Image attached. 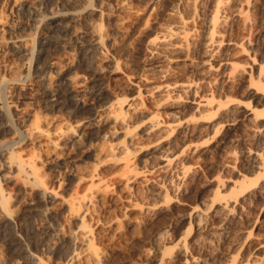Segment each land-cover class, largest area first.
Wrapping results in <instances>:
<instances>
[{
    "label": "rangeland",
    "instance_id": "obj_1",
    "mask_svg": "<svg viewBox=\"0 0 264 264\" xmlns=\"http://www.w3.org/2000/svg\"><path fill=\"white\" fill-rule=\"evenodd\" d=\"M24 1L25 5L22 6L17 0H0V36L7 40V43L0 47V75L15 74L23 78L20 85L16 87L10 84L0 89L1 95L10 101L14 119L13 127H6L4 133H0V139L6 142L0 149V185L10 193L12 218L16 223L13 224L14 228L6 227L5 232H17L22 237L23 243L38 253L46 264H63L69 259L65 251L71 246L72 235L80 230L82 221L71 213L69 206L63 203L62 199L73 193L81 195L89 191L90 182H80L75 176L78 167L81 171H86L95 162L94 156L87 151L88 140L72 142L75 145L69 153L64 154L58 162L49 161L41 168L45 181L54 186L57 191V198L52 199L53 201L43 200L40 187L32 180L26 179L24 174L17 172L5 177L3 170L7 157L3 155V152L9 155L8 153L15 151L24 157L41 152L39 141L35 142L36 140L34 141L26 134V130L33 124L37 114H41L42 119L54 118L55 115L58 116L55 118L59 119L63 116L72 124H76L79 119L66 108L57 107L50 111L40 107L43 104H40L37 98L42 88V82L40 83L42 75L48 77L44 78L46 86L50 83V75H53L55 80L60 79L57 70L51 67V63L57 61L61 64L64 79H76L75 77L78 76L83 79L84 82L81 84H86L84 86L100 83L102 86L105 85L104 87L109 89L110 93L125 96L123 103L125 110L129 108L128 103H134L136 97H142L144 104L140 106V110H158L163 120L168 119L166 111L173 100L180 102L182 114L192 116L196 104L194 102L199 99V96L194 99L192 93L185 92L180 98L170 97L166 101L159 102L160 97L150 91L153 85L165 79L159 74L155 75L147 64L150 58L149 41L166 22L162 8L152 10L151 0H130L133 12L124 22L120 20V15L117 13V0H110L109 7L114 10L110 15L102 12L103 4L99 1H96V5L91 9L92 22L104 24L107 50H105V59L100 61L105 71L103 78L85 68L75 44L73 45L75 47H69L72 48L71 53H65L58 42L48 44L46 51H43L44 48L39 46L38 42L37 59L34 61L29 60L27 56L29 51L14 54L15 49L12 50V48L20 44L19 40L23 38V35L32 36L35 32L33 25L29 26V19L23 9L35 6L38 0ZM225 3L226 11L223 10L225 17L222 16L219 28L220 39L223 42L219 43L220 47L217 45L214 55L207 46L201 47V44H196L205 34L207 28L203 25V21L204 18L210 20V10L215 4L214 1H206L208 6L205 4L204 10L206 13L209 12L206 17L202 18L198 15L194 20L189 21L190 26L194 25L193 21L196 22L198 31L194 32V38H192L197 51L196 54L194 53V59L202 63L204 67L212 65V69L205 75L206 78L202 84L204 87L212 85L217 88L225 82L229 84L234 82L233 84L238 88L227 92H221L220 89L216 92L217 95L219 93L218 100L222 99L226 105L211 119L200 122L205 127L201 133L192 135L173 130L162 138H159L158 132L151 136L141 135L142 119L137 114L134 116L133 124L138 125L135 130L139 133V137L136 139V145L130 146V157L139 172L138 179L143 178L145 174L157 176L163 183L166 182L165 184L168 185L167 182L173 181V185L176 186L170 191L169 201L157 199L158 209L146 214L141 209L143 201L140 198L146 191L131 199L136 205L126 206L128 198L124 196L125 178L122 177L121 165L103 171L102 177L111 184L108 197L101 201L102 204H98L95 212L86 217V222L93 231L96 246L103 255L102 264H174L179 257L183 258L182 262L185 264V255L182 256L180 253L178 243L192 238L194 231L189 233V228L192 220L191 213L195 208L208 212L209 221L207 220L204 228L200 230L201 233L199 232L202 238H205L204 243L201 242L199 247H190L188 250L190 264H194L193 255L205 264H230L234 257L243 262L256 258L264 260V91L260 90L252 99L251 106L248 105L251 99L247 95L251 68L255 71L254 75H257L260 61L264 64V0H227ZM242 9H244L243 12L249 9V21H246V13H242ZM40 39L42 37L39 35L38 41ZM255 49L258 51L253 57ZM70 55L75 58L72 59ZM180 56L173 59V65L190 62V58L184 54L181 53ZM233 62L244 65L246 68L244 77L242 73L235 77L229 76ZM28 67L35 73L28 76ZM96 79L99 82H95L98 81ZM53 82L51 81L52 84ZM203 92L200 90L199 95ZM86 101L88 108L92 106L93 100L90 93L87 94ZM238 103L244 105L241 109H245V106L257 109L260 112L257 119L240 120L235 125L228 124L226 118L221 117L224 113L223 109L232 108ZM246 112L252 116L251 109ZM86 114L88 115L83 113L80 116H86ZM215 124L220 127L218 132L214 131ZM110 130L109 124L98 127L94 131L92 143L94 145L128 143L123 135L111 137ZM76 133L78 134L77 130ZM185 143L190 144V149L185 153L184 164H180L171 171L149 172L153 165L158 164L161 154L179 152ZM154 149L156 152L152 153ZM45 152L43 150L42 154ZM183 167H187V175L181 173L177 175ZM219 184L224 186L225 196L222 202L231 200L230 208L233 210L230 212V218H227L223 211L215 216L210 208ZM243 188L250 191L244 192ZM249 195L251 197L245 199ZM129 219L135 224L128 226ZM3 221L0 211V230L4 224ZM117 224L122 225V228L118 229V235L115 237L114 230L109 232L104 230L105 227H113ZM238 230H240L238 236L240 240L237 245L231 246L225 234L235 235ZM249 231L252 234L247 238ZM159 232H167L162 253L156 252L154 243L155 236ZM3 235L0 236V255L5 257L8 255L9 245ZM16 259L19 264L26 262L24 254H17Z\"/></svg>",
    "mask_w": 264,
    "mask_h": 264
},
{
    "label": "bare ground",
    "instance_id": "obj_2",
    "mask_svg": "<svg viewBox=\"0 0 264 264\" xmlns=\"http://www.w3.org/2000/svg\"><path fill=\"white\" fill-rule=\"evenodd\" d=\"M96 1L103 4L102 12L106 13V15H110V13L114 11L109 7L110 0H38L35 6L32 5L30 8H24V6L23 10L25 11L27 19H29V26L32 24L35 32L32 36L23 35V38L19 40L20 44L15 45V47L12 48V50L15 49L14 54L29 51L27 56H29V60L34 61L37 59L36 52L38 50V42L40 43L39 46L44 48L43 51L48 49L46 46L51 42H58L62 45L65 53L70 52V49L72 48L69 47H75L73 46L75 44L78 47L76 49H79V58L86 66L85 68L94 71L96 75L102 76L103 78L105 71H103V66L101 67L100 61L103 58L105 59V50H107L104 39V24H95L90 17V11L93 9V6L96 5ZM151 1L152 10L162 8L166 22L163 24L164 26L161 27L160 31H158V33L149 41L150 58L148 59L147 64L150 65V68L155 75L159 74L165 79L163 82L153 85L150 88V91L160 97L158 99L159 102L166 101L170 97L175 99L180 98L185 92L192 93L194 99L199 96V99H196L194 102L196 104L193 115L189 116L182 114L180 102L173 100L172 103H170V108L166 111L168 119L163 120L160 111L158 110H140V106L144 104L142 97H136L134 103H128L129 108L125 110L123 105L125 96H118L110 93L108 91L109 89L107 90L104 87L105 85L102 86L100 83H97L96 85H94L95 83L92 85L90 84L91 86L88 87L84 86L86 84L82 85L81 83L84 81L78 76L75 77L76 79H64L63 77L65 76L62 70L63 68L60 66L61 64L57 61H53L51 67L57 70L60 79L55 80L54 76L50 75V83L46 86L44 79L46 77L42 75L40 78L42 88L40 94H38L39 97L37 100L40 104H43L42 106L40 105V107H45L46 110H55L57 107L68 109L73 116L79 117L77 123L72 124L69 120L64 119L63 116V119H61L62 117L59 118L60 120L56 119L58 117L56 115V118L53 116L54 118L50 117L49 119L45 117L42 119L41 114H37L33 124H31L26 130V134L34 141L36 140L35 142L39 141L41 144V150L39 151L41 152H35V154H31L28 157H24L15 151H11L8 153L9 155H6V153L3 152V155L7 156L5 163L3 164L5 177L10 176V174H16L17 172L24 174L26 179L32 180L40 187L41 198L43 197V200L50 202L52 199L57 198V191L54 186L49 185L48 182L45 181V175L42 174L41 168L49 161L58 162L64 154L69 153L75 145V143L72 142H77L82 139L88 140L87 143L89 147H87V151H89L91 156H94L95 162L93 166H90L86 171H81L78 167L75 176L80 182H90L89 191L81 195L79 193H73L69 197L62 199V202L69 206L71 213L81 218L82 221L80 230L72 235V243L70 242L71 246L65 251L69 256V259L63 264H102L103 255H101L100 250L96 246L93 231L88 226L86 217L95 212L98 204H102L101 201L108 197L111 184L102 177L104 170L114 169L117 165H121L120 170L123 172L122 177L125 178L123 186L124 196L128 198L126 206L136 205L131 199L145 191L147 194L145 193L143 196L141 195L142 197L140 196V198L143 201L141 209L146 214L158 209L156 207L157 199L161 198L165 201L170 200V191L176 186L173 185V181L171 183L167 182L169 183L167 185L165 184L166 182L163 183V181L158 179L157 176H148L146 174L143 178L138 179L139 172L134 167L130 157V146L132 144L136 145V139L139 137V133L135 130L138 125L134 126L133 124L134 116L137 114L142 119L141 135L151 136L158 132L159 138H162L165 135L170 134L173 130H179L182 133H191L192 135L197 132L201 133L205 127L200 122L211 119L223 108L224 105H226L222 99L218 100L220 99L218 98L219 93L217 95L216 92H219L220 89L221 92H227L230 89L238 88L233 84V81L232 84L225 82L221 87L217 88L212 85L204 87L202 84L205 81V75L208 70L212 69V65L210 64L207 67H204L202 63L194 59V53L197 52L196 44H201V47H203V45H205L204 47L207 46L214 55V53H216L217 45L223 42V40L220 39L219 28L222 16L225 17L223 13L226 11L224 5L227 0H213L215 4H213L214 6H212L213 8L210 10L211 18H209V21L207 20L208 18H204L205 20L203 21V25L207 29H205L203 38L200 39V42L197 41L198 43L196 42V44L192 40V38H194V32H198L196 22L193 21L194 25L190 26L189 21L194 20L198 15L202 18L204 16L206 17L209 12L206 13L204 7L206 8V1L211 0ZM17 2L19 5H25L24 0H17ZM28 5L29 4H27V6ZM132 9L130 0H117V13L120 15L121 21L124 22L131 17V12H133ZM223 10L225 11L223 12ZM241 11L242 13H246L245 19L246 21H249V9L247 12H243L244 9ZM23 28H25V26ZM39 35L42 39L38 41ZM6 43L7 40L0 36V47L4 46ZM73 51H75V49ZM257 51L258 49H255L253 57L256 56ZM181 53L187 58H190V62L173 65V59L181 57ZM71 57L72 59L75 58V56ZM172 66L174 68H172ZM243 67L244 65L239 62L231 63V75L229 76L235 77V75L239 73H242L241 75L243 76L246 71V68ZM28 68V76L35 73V71L31 72L30 67ZM258 70L257 75H254L255 71L253 68H251L250 71V84L247 88L248 98L251 99L248 104L250 106L252 99L259 93V91H264V64L261 61ZM180 76H183L185 79L183 77L180 78ZM22 80L23 78L17 77L15 74L10 76H5V74L0 75V89H2L3 86L10 84L16 87L20 85V81ZM51 81H54V84H52ZM95 82H99V80ZM200 90L204 92L199 95ZM88 93H90L93 100L92 106L89 108L87 107L86 101ZM139 94H141L140 91ZM242 106H244L242 103H238L232 108H224V113L221 114V117L223 119L226 118V122L231 125L237 124L240 120L257 119L258 114H260L257 109L251 107L248 108L247 106H245V109H241ZM249 109H251L253 117L246 112V110ZM83 113H88V115L80 116L81 114L83 115ZM56 121L58 123H56ZM12 124H14V119L10 101L0 93V133H4V128L11 127ZM103 124L110 125L111 137L123 135L128 143H102L100 145H94L92 143L94 131ZM216 125L218 124L214 125L213 128L215 130H213L218 132L220 127ZM82 127L84 128L81 130ZM76 130L78 134L76 133ZM5 143L4 140L0 139V149ZM189 149L190 144L186 145L185 143L184 147H182V149L180 148L179 152H164L160 155L158 164L153 165L149 172L171 171L180 166V164H184L186 159L184 156ZM43 150L46 151L44 154H42ZM155 152L156 149L152 151V153ZM257 158L258 157H256V159ZM156 166L157 168L155 169ZM186 168L183 167L182 170L178 169L179 171L177 170V175L178 173L187 175L188 170ZM223 187L222 184H219L210 208L214 211L213 215L216 216L220 211H223L227 218H230V212L233 210L230 208L231 200L227 199L222 202L225 196L223 193ZM242 191L246 192L250 190L243 188ZM250 197L251 196L249 195L245 199ZM10 203V193L0 185V211L4 219V224L1 226L2 229L0 230V236L4 234L3 237L7 239V244L9 245L8 255L5 257L0 255V264H19L16 259L17 254H24L26 260L25 264H46L38 253L31 250L25 243H23L22 237L17 232H5L6 227L14 228L13 224H16L12 218L13 209L11 208ZM207 209H209V207ZM97 210L99 209L97 208ZM208 217V212L199 208H195L191 213L192 220L189 233H193L194 231L191 236L192 238L189 240L184 239L178 243L180 253L182 256L185 255V264H190L189 257L187 256L189 248H197L200 246L201 242L204 243L205 241V238H202V235L200 234V230L204 228ZM242 218L243 217H241V219ZM127 224L128 226H132L135 222L129 219ZM207 226L208 225H206V227ZM120 228H122V225L117 224V226L105 227L104 230L108 232L114 230L113 236L115 237L118 235L117 231ZM206 229L207 228H205V230ZM240 230H238L237 233L234 232L235 235L231 233L225 234L229 239L228 243L231 246L238 244L240 240V237H238ZM166 233L159 232L155 236L154 243L157 253H162L163 251L166 243ZM251 234V231L247 232V238ZM192 258L194 264H205L202 263L196 255H193ZM182 259V257L177 258L174 264H184ZM230 264H264V260L256 258L254 260L249 259L248 261L243 262L238 261L236 257H234Z\"/></svg>",
    "mask_w": 264,
    "mask_h": 264
}]
</instances>
